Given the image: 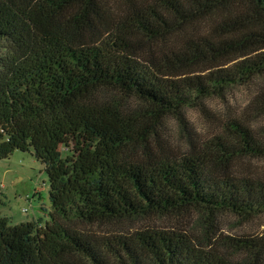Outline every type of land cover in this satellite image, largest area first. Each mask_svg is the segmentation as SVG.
Masks as SVG:
<instances>
[{
	"label": "trees",
	"instance_id": "trees-1",
	"mask_svg": "<svg viewBox=\"0 0 264 264\" xmlns=\"http://www.w3.org/2000/svg\"><path fill=\"white\" fill-rule=\"evenodd\" d=\"M0 48V159L31 152L51 204L43 225L0 214V264H264V236L218 237L223 213H264V180L232 166L264 156V126L225 113L202 145L152 152L237 87L264 109V0H0ZM181 212L198 235L88 228Z\"/></svg>",
	"mask_w": 264,
	"mask_h": 264
},
{
	"label": "rangeland",
	"instance_id": "rangeland-1",
	"mask_svg": "<svg viewBox=\"0 0 264 264\" xmlns=\"http://www.w3.org/2000/svg\"><path fill=\"white\" fill-rule=\"evenodd\" d=\"M119 8L124 0H112ZM206 22V21H205ZM203 22L200 26L204 27ZM3 49L0 48V52ZM250 89L237 87L228 96L225 103L216 99L205 101L201 106H193L186 110V126L181 127L176 121L168 119L162 128L161 142L152 146L155 157L178 154L190 146V141L197 146L217 132L223 115L229 113L246 120L254 130L264 126V109L254 106L248 101ZM133 105L134 103L131 102ZM71 145H73L71 143ZM70 148L62 147V156L69 153ZM138 153L141 151H137ZM233 171L247 177L264 180V156H240L233 163ZM0 214L9 219L10 224L27 221L43 225L49 220L50 199L49 180L43 164L31 152L15 150L9 158L0 159ZM26 209V211H24ZM218 237L238 238L242 235L251 237L264 236V213L248 218H241L232 213L220 216ZM201 225L192 212H181L167 216L142 217L135 220H123L106 224L89 226L94 232L109 231L130 233L144 227H155L165 230H184L198 235Z\"/></svg>",
	"mask_w": 264,
	"mask_h": 264
},
{
	"label": "built area",
	"instance_id": "built-area-1",
	"mask_svg": "<svg viewBox=\"0 0 264 264\" xmlns=\"http://www.w3.org/2000/svg\"><path fill=\"white\" fill-rule=\"evenodd\" d=\"M24 211H26V209Z\"/></svg>",
	"mask_w": 264,
	"mask_h": 264
}]
</instances>
